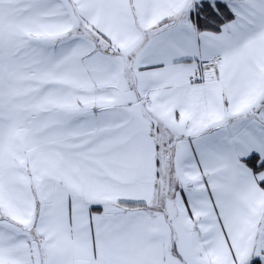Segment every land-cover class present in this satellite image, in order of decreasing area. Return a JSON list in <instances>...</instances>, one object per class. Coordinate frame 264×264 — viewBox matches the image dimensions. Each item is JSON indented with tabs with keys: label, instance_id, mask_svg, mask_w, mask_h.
<instances>
[{
	"label": "snow or ice",
	"instance_id": "1",
	"mask_svg": "<svg viewBox=\"0 0 264 264\" xmlns=\"http://www.w3.org/2000/svg\"><path fill=\"white\" fill-rule=\"evenodd\" d=\"M0 264H264V0H0Z\"/></svg>",
	"mask_w": 264,
	"mask_h": 264
}]
</instances>
